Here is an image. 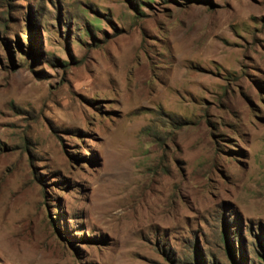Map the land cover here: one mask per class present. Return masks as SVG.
Instances as JSON below:
<instances>
[{"label":"rangeland","instance_id":"rangeland-1","mask_svg":"<svg viewBox=\"0 0 264 264\" xmlns=\"http://www.w3.org/2000/svg\"><path fill=\"white\" fill-rule=\"evenodd\" d=\"M0 264H264V0H0Z\"/></svg>","mask_w":264,"mask_h":264}]
</instances>
